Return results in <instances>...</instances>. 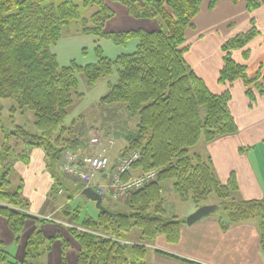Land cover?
Returning <instances> with one entry per match:
<instances>
[{
    "label": "trees",
    "instance_id": "1",
    "mask_svg": "<svg viewBox=\"0 0 264 264\" xmlns=\"http://www.w3.org/2000/svg\"><path fill=\"white\" fill-rule=\"evenodd\" d=\"M106 1L125 6L134 19L155 20L159 29L106 33L105 24L114 16ZM202 1L62 0L55 3L54 0H0V99L12 100L13 112L30 111L34 115L36 133L14 127L12 135L29 148H40L44 152L46 171L52 178L50 202H56L59 191L67 194L59 215L72 225L67 232L80 246L77 264H149L147 245L158 236L168 243L177 242L184 221L165 216L162 191L166 183H171L172 191L181 201L190 199L199 203L211 194L222 206L229 201L231 205L223 208L227 213L220 217L223 229L256 219L259 246L264 251V200L240 199L233 173L222 184L216 177L211 159L191 152L200 142L209 143L237 132L228 106L230 88L235 81L242 82L250 107L264 95L262 68L250 76L247 67L237 64L231 56L233 51L244 50L246 58L249 53L246 46L261 33L251 20L248 31L222 44L223 65L218 82L226 89L221 94H213L184 60L189 48L186 31L194 27L192 21L199 13ZM219 1L207 0L208 9H213ZM243 1L250 13L263 2ZM72 26L80 34L94 36L96 43L108 39L125 48L131 40H136L135 50L122 53L111 61L102 56L97 44L95 63L85 66L71 63L60 67L51 48L62 32L68 34ZM114 70L117 82H108V92L99 103L120 106L128 117L138 120L136 135L128 139L117 159L131 151L139 153L138 160L123 179L135 176L131 173L133 170L144 173L152 169L158 170L157 178L142 189L127 194V212L105 206L113 213V218L98 211L97 218L85 216L81 222L80 206L72 208L69 202L83 186L66 180L59 162L65 150L84 158L87 149L81 147L86 142L81 143L76 131L64 123L73 98L80 96L76 75L82 74L86 84L92 86L107 79ZM80 148L85 154L79 155ZM29 151L16 153L8 135L0 143V216L7 221L16 242L26 221L47 222L28 213L29 204L21 197L19 186L15 191L9 190L14 163H27ZM75 226L91 229V232H80ZM132 231H138V241L126 243ZM59 239L58 236L45 239L37 226L26 241L24 258L13 261L1 251L0 264H42L40 258ZM68 247L67 241L61 239L62 264H66Z\"/></svg>",
    "mask_w": 264,
    "mask_h": 264
},
{
    "label": "crops",
    "instance_id": "2",
    "mask_svg": "<svg viewBox=\"0 0 264 264\" xmlns=\"http://www.w3.org/2000/svg\"><path fill=\"white\" fill-rule=\"evenodd\" d=\"M207 4V0L202 1L199 13L192 21L194 27L186 31L189 48L184 54V60L205 82L208 89L218 95L226 89L218 82L219 71L223 65L221 46L225 41L248 31L251 20L261 35L246 46L245 49L249 52L246 58L243 55L244 50L233 51L231 56L237 64L247 67L246 71L250 76L259 68L264 71V0L252 13L247 11L243 0H220L211 10ZM108 7L114 16L105 24L106 33L135 30L154 32L159 29L155 20L133 19L127 8L119 3L110 2ZM122 22L125 24H120ZM121 25H125L127 29ZM230 89L231 99L228 106L237 125V132L220 136L209 143L200 142L193 152L211 159L220 183L225 184L233 173L240 199L264 200V169L258 158L254 154L250 155L252 149L264 145V95L258 97L250 107L241 81H235ZM110 124L113 128V124ZM111 137L114 138L113 132ZM125 147L120 151H113V147L107 148L111 165L117 161ZM81 148L79 155L84 153ZM34 149L36 148L30 149L27 163H14L10 183H22L19 191L29 204L30 215L40 219L46 218L47 214L56 215V219L61 222L56 224V219H53L51 222L38 224L28 220L19 241L16 242L7 221L0 216V252H8L10 260L13 257V261H21L25 254L26 241L38 226L45 239L58 236L67 241L69 247L65 254L66 264H77L80 246L71 238L67 229L60 225L66 221L59 215L60 207L56 206L58 202H50L48 198L52 178L46 171L44 152ZM131 173L137 175L140 172L133 170ZM104 178L105 175L101 180ZM17 188L18 186L15 190ZM77 196L80 195L77 194L74 198ZM177 219L182 220L180 217ZM61 239L54 241L49 252L40 258L42 264H62ZM146 259L149 264H264V251L259 246L256 219L234 223L223 229L220 218L207 216L190 226L182 224L180 237L175 243H168L164 237L158 236L147 245Z\"/></svg>",
    "mask_w": 264,
    "mask_h": 264
},
{
    "label": "rangeland",
    "instance_id": "3",
    "mask_svg": "<svg viewBox=\"0 0 264 264\" xmlns=\"http://www.w3.org/2000/svg\"><path fill=\"white\" fill-rule=\"evenodd\" d=\"M62 0H54L55 3H59ZM111 1H106L107 5L110 4ZM85 12H82L84 15ZM133 18V17H132ZM134 19V18H133ZM139 20V19H138ZM147 20V19H146ZM120 24H125L122 22ZM119 24V25H120ZM122 28H125V25H121ZM70 32L67 34L64 31L62 32L61 38L56 42L54 46H52L51 51L55 54L57 58L58 65L60 67L68 66L71 63H75L79 66H85L90 63H95L97 60L96 56V45L99 44L101 54L103 57L114 61L118 55L122 53H131L135 50L136 40L130 41L126 48L116 46L112 41L108 39H100L96 43V38L91 35H84L76 32L74 26L69 30ZM78 80V88L77 93L80 95L78 97L73 98L72 105L68 108L67 118L65 120V125L67 127H71L73 131H76V135L80 136V142H86L83 144L85 148L88 149V145L90 144V138L99 137L101 134L104 139H112L111 133H114V146L113 151H120L125 146H127L128 139L134 137L137 132V118H130L126 115L124 109L120 106H102L99 103V99L104 96L108 92V82L111 84H115L117 82L116 72L112 73L107 79L99 80L95 85L88 86L82 74L76 75ZM1 111H0V143L1 141L8 135L10 136V146L13 147L16 153L30 150L26 143H24L21 139L16 138L12 135V130L14 127H22L30 133H36V129L34 127V115L30 111H26L25 113H21L20 111L13 112L11 110L14 107V103L10 99H0ZM112 119V120H111ZM113 124V128L111 124ZM110 124V125H109ZM113 130V131H112ZM84 140V141H83ZM82 146V147H84ZM34 150H41L40 148H36ZM70 151V150H69ZM108 150L106 151V153ZM193 152V151H191ZM197 153V152H196ZM85 154V153H84ZM253 154L258 158L260 166L264 169V145H259L257 148L252 149L250 153L251 156ZM108 155V154H107ZM32 156V155H31ZM46 162V159H45ZM46 165V164H45ZM146 172H155L156 178L158 170L152 169ZM144 172V173H146ZM50 174V173H49ZM140 174V173H139ZM70 177V176H69ZM67 175L65 177L69 182H74L77 184H81L73 179L69 178ZM156 178L154 181H156ZM153 181V182H154ZM152 182V183H153ZM22 183L19 182V185H15V181H11V185L9 187L10 191H15L17 186H20ZM151 184V183H150ZM58 193L56 196V206L57 208L63 206V204L67 201L66 193ZM21 197L22 193L20 192ZM50 195V190L48 197ZM103 206H106L108 209L127 212L128 209L126 207V196L119 195L117 197L118 200H113L107 195H103ZM162 196L164 198L165 204V216L167 218L172 217H180L184 221L189 215L194 213L198 208L205 205H213V206H222L219 201L215 197L214 194L208 196L205 201H201L196 203L192 200L181 201L178 196L172 191L171 183H166L163 186ZM69 202V201H68ZM72 208H76L80 206V214L79 217L81 222L85 218V216H90L92 218H97L98 211L96 210L94 204L88 200H86L82 195L77 196L70 200ZM231 203L226 201V204L222 206V208L216 209L210 216L220 218L224 215V212L227 213L223 208H228ZM196 209V210H193ZM190 211H193L192 213ZM52 213V212H51ZM191 213V214H190ZM56 216V215H55ZM54 215L47 214L44 220H53L56 219ZM58 219V218H57ZM54 220V222L59 223L60 220ZM56 223V224H57ZM67 223L60 224L66 229L70 226ZM79 228L80 232H91V229ZM137 232L132 231L129 233V241H125L126 243H135L137 242ZM95 233V232H93ZM136 233V234H135ZM8 253V252H7ZM14 255V252H12ZM12 257V256H11ZM14 260V258L12 257ZM16 261V260H15Z\"/></svg>",
    "mask_w": 264,
    "mask_h": 264
},
{
    "label": "built area",
    "instance_id": "4",
    "mask_svg": "<svg viewBox=\"0 0 264 264\" xmlns=\"http://www.w3.org/2000/svg\"><path fill=\"white\" fill-rule=\"evenodd\" d=\"M90 144L95 151L87 152L82 159L69 150L63 151L59 168L64 175L70 176L69 178L80 182L86 188L96 189L99 195H107L113 200H118L119 195L126 196L140 190L155 180V172H146L123 179L139 158L137 151H131L115 163L109 170L107 179L102 181L101 175L109 169L106 150L113 145V140H104L97 136L90 139Z\"/></svg>",
    "mask_w": 264,
    "mask_h": 264
},
{
    "label": "water",
    "instance_id": "5",
    "mask_svg": "<svg viewBox=\"0 0 264 264\" xmlns=\"http://www.w3.org/2000/svg\"><path fill=\"white\" fill-rule=\"evenodd\" d=\"M81 195L85 197V199H87L88 201L94 203L96 210H98L100 213L106 214L112 218L114 217L113 213L107 210L103 206L101 196L97 192H95L93 189L84 188L81 191ZM216 209H217V206H213V205L201 206L194 213H192L185 219V225L187 226L193 225L197 221L213 213Z\"/></svg>",
    "mask_w": 264,
    "mask_h": 264
}]
</instances>
